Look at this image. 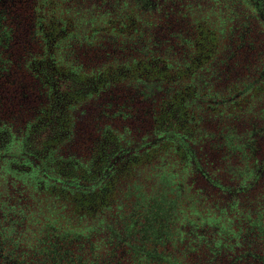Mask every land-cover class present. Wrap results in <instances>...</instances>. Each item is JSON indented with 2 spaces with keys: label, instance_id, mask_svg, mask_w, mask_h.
<instances>
[{
  "label": "trees",
  "instance_id": "obj_1",
  "mask_svg": "<svg viewBox=\"0 0 264 264\" xmlns=\"http://www.w3.org/2000/svg\"><path fill=\"white\" fill-rule=\"evenodd\" d=\"M0 134V264H207L264 161V0H0Z\"/></svg>",
  "mask_w": 264,
  "mask_h": 264
},
{
  "label": "flooded vegetation",
  "instance_id": "obj_2",
  "mask_svg": "<svg viewBox=\"0 0 264 264\" xmlns=\"http://www.w3.org/2000/svg\"><path fill=\"white\" fill-rule=\"evenodd\" d=\"M50 34V33H49ZM49 36V35H48ZM49 42V41H48ZM49 44V43H47ZM51 53V54H50ZM48 59L33 63L31 69L36 73L37 79L42 81L43 86L49 85L54 91V98L52 103L53 114H62L60 108L63 106V101L68 100L67 92V80L65 76L57 70L55 65L54 54L52 57V49H48ZM47 115V113H46ZM43 117L33 126L35 131H42L52 126L48 124L49 120ZM16 132V131H15ZM16 135V134H15ZM31 141V145H38L41 141L36 140L35 137H28ZM8 141L0 134L1 146L6 145ZM122 157H117L108 168L102 173V179L106 178V175L110 176L113 172V165L120 161ZM258 167L256 171L249 174L247 178L248 182L252 185L250 189H247V185L241 188L238 193L237 200L239 202H231V204L225 205L228 208L227 214L231 216V210H235L236 218L229 220L215 219L214 223H217L220 229V233L217 236V242H210L208 252L212 254V258L207 260V264H264V190L261 200H256L255 191L259 186L264 187V161H257ZM249 190V191H247ZM254 195H253V194ZM230 199L234 200V195L230 193ZM250 202V203H248ZM234 205V207H231ZM150 210H154L153 205H149ZM222 215L224 210H222ZM147 223L152 220L146 218ZM143 239H146V231L140 232L143 234ZM160 242L159 239H154ZM213 245V246H212Z\"/></svg>",
  "mask_w": 264,
  "mask_h": 264
}]
</instances>
